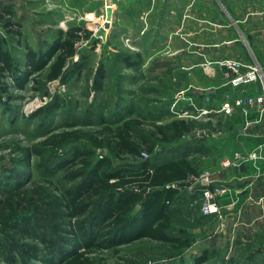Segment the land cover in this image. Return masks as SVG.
<instances>
[{
  "label": "rangeland",
  "instance_id": "obj_1",
  "mask_svg": "<svg viewBox=\"0 0 264 264\" xmlns=\"http://www.w3.org/2000/svg\"><path fill=\"white\" fill-rule=\"evenodd\" d=\"M79 6V0H0V13L18 22L23 31L21 37L16 33L9 34L11 42H8L13 56L21 62L26 59L27 45L36 50L45 49L57 39L61 29L65 32L82 25L89 31L82 33V39L77 43V54L68 61L67 67L76 70L67 80L48 81L49 67L46 66L43 71H36V77L30 79L24 88L12 87L10 92L13 96L5 95L4 101L0 102V176L9 174L11 169L19 173L25 170L19 147L39 146L49 158L54 159L60 153L64 155L73 145L93 147L95 160L109 154L105 148L94 147L88 137H82L63 150L45 146L44 140L56 132L80 128L84 132L95 133L105 126L116 127L118 122L136 118L143 123L136 127V131L144 130L146 133L153 129V125L162 124L158 123L159 120L180 118L181 108L175 104L178 84L172 67L163 69L161 78L158 57L150 61L144 59L147 52L158 51V38L136 37L134 42L130 39L132 34H126L128 30L113 28L115 13L110 9L86 14L78 10ZM2 25L0 21V31L4 32ZM129 31L132 33L134 30ZM19 38L22 44H18ZM150 39L153 44H145ZM99 70L102 73L101 88L95 87ZM7 81L12 82V79L8 77ZM185 135L182 140L187 139L190 133ZM182 140L172 143L158 141L156 155L180 154L188 147ZM199 142L201 154L193 155L192 159L196 173L210 170L214 175L223 156L218 154L211 141L204 145L201 139ZM172 148L177 153H171L169 149ZM31 161L26 174L30 177L29 182L47 185L51 177L40 165L41 157L33 153ZM62 175L63 171H58L53 179L58 181ZM178 187V198L169 203L172 209L170 232L182 240L188 239L186 247L174 250L170 243L141 238L117 248L94 249L95 264H192L196 249L201 250L213 243L222 245L219 233L227 212L238 209L241 201L229 209L226 200L221 198L219 201L224 193L218 198L219 210L206 212L199 183L190 181L189 185ZM259 230V233L248 231L246 234L239 229L233 233L229 251L214 249L207 254L211 253L208 264H255L256 261H264V225ZM1 237L3 231L0 232ZM203 252L201 250L199 255ZM0 264L10 263L0 256ZM16 264L24 263L19 259Z\"/></svg>",
  "mask_w": 264,
  "mask_h": 264
},
{
  "label": "trees",
  "instance_id": "obj_2",
  "mask_svg": "<svg viewBox=\"0 0 264 264\" xmlns=\"http://www.w3.org/2000/svg\"><path fill=\"white\" fill-rule=\"evenodd\" d=\"M0 102L13 96L12 87L22 89L36 71L48 66V81L67 80L76 68L67 67L77 54L82 25L59 30L57 39L45 49L27 45L24 62L16 60L8 48L9 34L20 37V24L0 13ZM8 35V36H7ZM18 44H22L19 38ZM95 87L102 86L99 70ZM8 77L12 82L7 81ZM53 105V104H52ZM51 105V107H52ZM50 108V106H49ZM143 123L129 118L116 127L105 126L95 133L63 130L47 137L43 144L63 150L88 137L94 147L105 148L107 155L95 160L93 147L73 145L57 158H49L39 146L19 147L25 170L11 169L0 176V256L10 264H95L94 249L119 247L141 238L170 243L181 250L189 243L173 235L170 202L180 194L173 183L184 182L196 169L188 147L176 156L156 155L158 141L172 143L193 132L194 123L183 118L153 125L145 133L136 127ZM171 153L176 150L169 149ZM41 157L40 165L51 178L47 185L29 182L32 154ZM143 153L148 156L144 157ZM117 159V160H115ZM58 171H63L58 181ZM207 253L195 257L201 264Z\"/></svg>",
  "mask_w": 264,
  "mask_h": 264
},
{
  "label": "crops",
  "instance_id": "obj_3",
  "mask_svg": "<svg viewBox=\"0 0 264 264\" xmlns=\"http://www.w3.org/2000/svg\"><path fill=\"white\" fill-rule=\"evenodd\" d=\"M106 1L103 4V0H79L78 10L95 14L108 8L115 13L113 28L128 30L126 34H132L130 39L134 42L136 37L158 38V51L147 52L144 59L158 57L161 78L163 69L172 67L178 84L176 106L179 105L180 111L189 110L198 115L189 117L179 113L180 118L194 123L189 137L181 139L191 151L189 159L192 161L193 155L201 154L200 139L203 145L211 141L223 156L221 165L217 162L220 166L215 168L213 179L229 189L219 201L226 200L229 209L241 202L238 209L227 212L219 233L222 245L213 243L201 250L207 254L214 249L227 252L233 233L239 229L246 234L248 231L259 233V227L264 225V111L254 107L246 118L239 108L231 114L221 110L225 100L233 102L239 96H253L262 89L260 82L233 85L230 70L219 61L240 59L245 64L241 68L243 72L256 62L264 67V0ZM133 35L136 36L133 38ZM152 39L143 43L153 44ZM202 110L208 113H201ZM195 130L199 132L194 133ZM237 151L245 155L256 152L257 156L223 165L224 158L234 157ZM201 250L196 249L195 256ZM210 256L211 253L201 264H208ZM256 262L264 264V261Z\"/></svg>",
  "mask_w": 264,
  "mask_h": 264
},
{
  "label": "built area",
  "instance_id": "obj_4",
  "mask_svg": "<svg viewBox=\"0 0 264 264\" xmlns=\"http://www.w3.org/2000/svg\"><path fill=\"white\" fill-rule=\"evenodd\" d=\"M220 65L227 67L231 73V83L233 85H242L253 82H260L261 91L253 96L237 97L233 102L225 100L222 103L221 110L227 114L233 113L236 108H239L241 113L247 118L250 110L254 107L264 111V67L256 62L248 65V70L243 72L241 68L245 65L244 61L240 59H224L219 61ZM176 104V101H175ZM201 113H208L207 110H202ZM181 115H187L189 117L198 116L196 113H191L189 110L180 111ZM248 120V119H247ZM249 121L247 122V124ZM144 157L148 155L143 153ZM257 156L256 152H251L248 155L243 154L241 151H237L234 157H225L223 165L229 166L235 161L240 159H251ZM190 183H199L202 187L204 194V209L206 212H215L219 210L218 198L220 195L228 192V189L224 185L217 184L214 182L212 172L205 170L202 173L189 172L187 179ZM184 181V182H185ZM181 183V182H180ZM180 183H173L172 186H180Z\"/></svg>",
  "mask_w": 264,
  "mask_h": 264
},
{
  "label": "water",
  "instance_id": "obj_5",
  "mask_svg": "<svg viewBox=\"0 0 264 264\" xmlns=\"http://www.w3.org/2000/svg\"><path fill=\"white\" fill-rule=\"evenodd\" d=\"M198 132L199 131H196V130L194 131V133H198ZM201 133H203V132H201ZM180 185L181 186H186V185H189V182H181Z\"/></svg>",
  "mask_w": 264,
  "mask_h": 264
}]
</instances>
